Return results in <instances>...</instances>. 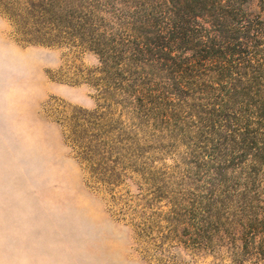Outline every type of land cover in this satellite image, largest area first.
Segmentation results:
<instances>
[{
    "label": "rangeland",
    "instance_id": "1",
    "mask_svg": "<svg viewBox=\"0 0 264 264\" xmlns=\"http://www.w3.org/2000/svg\"><path fill=\"white\" fill-rule=\"evenodd\" d=\"M14 2L0 264H264V0Z\"/></svg>",
    "mask_w": 264,
    "mask_h": 264
},
{
    "label": "trees",
    "instance_id": "2",
    "mask_svg": "<svg viewBox=\"0 0 264 264\" xmlns=\"http://www.w3.org/2000/svg\"><path fill=\"white\" fill-rule=\"evenodd\" d=\"M10 2H12V5L14 4V5H16V8H18V10L21 12V13H23V14H26V15H30L31 14V12L29 13V11H32V10H34L35 8H38V9H41V11L39 12V13H43V12H46V13H49V10H44V8L42 7V6H38V5H36V3H29L28 2V5L26 6H24V5H22L20 2H14V0H10ZM38 12V11H37ZM9 14V17H10V19H11V21L13 22V24H14V27H16V28H18L19 29V31H21V33H24L26 30H25V28L24 27H26V25H29V24H27V22H25L24 20H21V15H18L17 16V14H16V16H15V14H11V13H8ZM20 19V20H19ZM42 24H44V22H36V23H33V25H36L38 28H39V30H36V33H40V32H42V31H44L43 30V27H42ZM53 32V29H50V34H41V36H36V35H33V34H27L28 36H30V37H33V38H31L30 40H27V39H25V42H27V43H31V41L35 38V39H40V40H35V41H40V42H33V43H38V44H45V45H47L48 43H50V42H54V41H56V40H58V37L56 36V35H51V33ZM26 33H28V31L26 32ZM47 35H49V36H47ZM233 38H229L228 40H226L225 42H223V43H221V44H224V43H226V46L225 47H221V46H219V47H221V50L223 51V50H229V48L231 47V49H232V47H233V41H236V45H238V46H245V44H243V43H240V41H238V40H232ZM216 41V40H215ZM211 43L210 44H212L213 45V40H211L210 41ZM201 43H202V41H201ZM240 43V44H239ZM220 44V45H221ZM216 43H215V47H216ZM211 45L210 46H208V47H205V48H207L208 50H210L211 49ZM203 51V50H202ZM205 51H207V50H205ZM203 53H204V51H203ZM203 55V54H202ZM197 58H201V57H204V55L203 56H196ZM206 59V58H205ZM227 61V63H229V61L228 60H226ZM218 62V61H217ZM195 62H192V61H190L189 62V65L190 66H193V65H195L194 64ZM197 64H198V62H196ZM224 64H222L223 66H222V70H224V71H226V72H229V74H227V78L228 79H231L232 78V76H231V74L232 73H230V70L228 71V68H227V66H229V65H227L225 62H223ZM237 75V74H236ZM79 144H76V146H77V148H79L80 149V152H81V154H82V156L84 155L85 157L83 158V160H84V162H89V159L87 158V156H88V153L90 152V151H92L93 152V149L94 148H96V147H104L106 144L104 143V142H102L101 140H99V138L98 137H95V138H93L92 140H89L88 139V142L86 141L83 145H81L80 143L81 142H78Z\"/></svg>",
    "mask_w": 264,
    "mask_h": 264
}]
</instances>
